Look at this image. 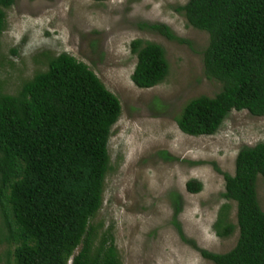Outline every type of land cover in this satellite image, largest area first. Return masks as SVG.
<instances>
[{
	"label": "trees",
	"instance_id": "trees-1",
	"mask_svg": "<svg viewBox=\"0 0 264 264\" xmlns=\"http://www.w3.org/2000/svg\"><path fill=\"white\" fill-rule=\"evenodd\" d=\"M12 3L0 0V34L4 10ZM174 10L187 26L207 34L203 74L220 84L213 97L199 96L183 105L175 117L178 130L190 137L210 136L231 111L264 117V0H186ZM142 27L187 43L163 24ZM129 51L136 60L129 77L136 88L149 89L164 80L168 66L159 45L133 40ZM46 58L45 69L14 94L3 93L0 83L3 239L14 245L13 264H121L111 238L101 237L94 246L91 223L110 170L106 145L120 115L119 101L73 57ZM214 169L224 183L221 198L235 204V224L226 221L223 204L212 229L218 238L236 229L234 246L215 254L184 239L175 219L180 211L176 195L172 225L212 264H264V213L255 191L257 177L264 181V142L238 150L232 175ZM184 188L197 194L202 186L189 180Z\"/></svg>",
	"mask_w": 264,
	"mask_h": 264
},
{
	"label": "rangeland",
	"instance_id": "rangeland-1",
	"mask_svg": "<svg viewBox=\"0 0 264 264\" xmlns=\"http://www.w3.org/2000/svg\"><path fill=\"white\" fill-rule=\"evenodd\" d=\"M186 0H13L4 10L0 34L2 92L14 94L22 82L43 71L46 57L65 53L83 63L119 101L120 115L110 128L106 150L110 170L102 202L91 223L94 246L111 238L121 264H212L181 240L172 225V196L180 201L175 219L184 239L196 248L223 254L235 244L237 230L218 238L212 229L217 211L227 205L235 224V204L225 201L222 176L233 174L242 147L264 142V117L231 111L210 136L182 134L175 117L190 99L213 97L220 84L203 74L205 32L187 26L174 8ZM163 24L187 43L169 41L144 25ZM133 40L159 45L167 75L149 89L130 81ZM10 51H14L11 53ZM194 180L202 188L189 194ZM256 199L264 213V181L257 177ZM0 264H13L14 245L3 239ZM77 250V249H76Z\"/></svg>",
	"mask_w": 264,
	"mask_h": 264
},
{
	"label": "clouds",
	"instance_id": "clouds-1",
	"mask_svg": "<svg viewBox=\"0 0 264 264\" xmlns=\"http://www.w3.org/2000/svg\"><path fill=\"white\" fill-rule=\"evenodd\" d=\"M67 264H70V260L67 262Z\"/></svg>",
	"mask_w": 264,
	"mask_h": 264
}]
</instances>
